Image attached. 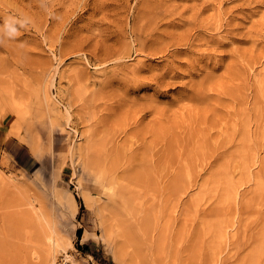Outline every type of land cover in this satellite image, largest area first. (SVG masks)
<instances>
[{
	"label": "rangeland",
	"instance_id": "obj_1",
	"mask_svg": "<svg viewBox=\"0 0 264 264\" xmlns=\"http://www.w3.org/2000/svg\"><path fill=\"white\" fill-rule=\"evenodd\" d=\"M61 256L264 264V0H0V264Z\"/></svg>",
	"mask_w": 264,
	"mask_h": 264
},
{
	"label": "bare ground",
	"instance_id": "obj_2",
	"mask_svg": "<svg viewBox=\"0 0 264 264\" xmlns=\"http://www.w3.org/2000/svg\"><path fill=\"white\" fill-rule=\"evenodd\" d=\"M89 160H90V163L92 164V167L94 169H96L97 173L100 176H104L105 177V176H108L110 173H117V171L115 169H113L112 162H109V164L107 166L105 159H103V156L101 154L99 156V154L97 152H93L89 156Z\"/></svg>",
	"mask_w": 264,
	"mask_h": 264
},
{
	"label": "built area",
	"instance_id": "obj_3",
	"mask_svg": "<svg viewBox=\"0 0 264 264\" xmlns=\"http://www.w3.org/2000/svg\"><path fill=\"white\" fill-rule=\"evenodd\" d=\"M56 264H73L70 259H67L66 257L61 256L59 260L56 262Z\"/></svg>",
	"mask_w": 264,
	"mask_h": 264
},
{
	"label": "trees",
	"instance_id": "obj_4",
	"mask_svg": "<svg viewBox=\"0 0 264 264\" xmlns=\"http://www.w3.org/2000/svg\"><path fill=\"white\" fill-rule=\"evenodd\" d=\"M80 233H81V231H80V229H78V230L76 231V234H77V235H80ZM82 249H86V246H82Z\"/></svg>",
	"mask_w": 264,
	"mask_h": 264
}]
</instances>
